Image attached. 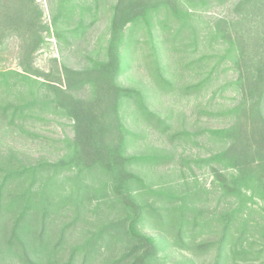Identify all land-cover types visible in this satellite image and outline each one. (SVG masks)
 Returning <instances> with one entry per match:
<instances>
[{
  "label": "trees",
  "instance_id": "16d2710c",
  "mask_svg": "<svg viewBox=\"0 0 264 264\" xmlns=\"http://www.w3.org/2000/svg\"><path fill=\"white\" fill-rule=\"evenodd\" d=\"M226 1L114 0L104 10L105 0H48L47 24L36 0H0V50L10 39L17 40L21 67V72L0 71V123L21 128L45 113L69 121L72 129V136L61 140L63 154L56 161L0 170V221L12 214L8 237L0 229L6 246H20L25 260L26 246H32L34 256L51 263L63 252L67 229L54 240L47 231L52 215L73 206L79 217L83 206L94 202L93 212L105 208L115 219L98 225L62 264H90L105 252L103 264H159L156 238L140 227L145 215L162 226L173 223L179 239L192 222L184 218V205L173 213L146 202L147 197L173 202L165 189L150 187L136 171L164 157L128 153L136 135L122 113L133 106L142 118L157 125L164 122L147 107L146 94L122 85L119 77L130 54L145 45L155 78L168 85L160 48L176 51L200 41V82L189 89L201 92L230 74L217 92L229 89L233 97L221 113L228 124L203 131L219 148L200 158V168L211 178L208 186L200 184V201L216 199L224 208L200 210V235L215 239L200 241L197 249L215 250L211 264L264 256V0H237L227 14L208 17ZM102 11L109 17L106 34L82 68L61 65L51 80L33 67L34 55L47 38L78 40ZM81 90L87 91L86 98L76 95ZM65 184L69 193L58 195ZM11 185L21 191L10 195ZM4 194L10 199L4 200ZM196 225L193 222V229ZM45 235H50L52 246H40ZM117 242L123 250L116 251Z\"/></svg>",
  "mask_w": 264,
  "mask_h": 264
},
{
  "label": "rangeland",
  "instance_id": "374dc122",
  "mask_svg": "<svg viewBox=\"0 0 264 264\" xmlns=\"http://www.w3.org/2000/svg\"><path fill=\"white\" fill-rule=\"evenodd\" d=\"M113 1L105 0L103 9L106 10ZM236 1L227 0L223 6L214 8L208 17L215 18L227 14ZM36 2L42 9L44 23L49 24L51 11L48 0H36ZM103 13L104 11L99 15L96 24L78 40L58 39L53 36L47 38L43 47L34 55L33 67L51 80L57 78V67L59 69L61 65L71 69L82 68L87 62L86 58L106 34L109 17ZM197 25L200 27V21ZM18 52L17 40L10 39L0 50V71L21 72ZM158 56L168 85L162 86L155 78L150 50L145 45L130 54L127 68L119 77L122 85L144 92L147 96V107L164 122V125H157L142 118L133 106L125 110L122 113L123 122L136 135L127 150L128 153L135 155L164 157L162 161L139 167L136 171L150 187L165 189L173 196V202L165 204L153 197H147L145 200L153 208L161 210L160 207H164L173 213L180 205H184V218L192 224L184 229L180 239L177 227L171 226L173 223L162 226L157 218L155 220L147 214L140 227L144 233L156 238L159 264H211L215 250L202 253L197 249L200 241L215 239L212 234L200 235V210L211 213L214 210L216 212L217 209L220 212L224 205L221 203L217 206L216 199L200 201V184L208 186L211 180L206 170L200 168V158L219 148L203 134V131L228 124V119L221 113L232 104L233 93L229 89L219 93L217 89L230 74L220 76L217 82L200 92V88L189 89L190 86L200 82V41L196 46L188 43L183 49L176 51L169 47H161ZM76 95L86 98L87 91L81 90ZM66 136H72L70 122L45 113L34 117L21 128L11 129L0 123V170L19 168L20 165H35L41 161H56L63 154L61 140ZM35 188L36 186L32 189ZM8 189L10 195L21 191L15 185H11ZM69 191V186L65 184L58 195H67ZM8 196L4 194V200L10 199ZM93 203L84 205L79 217L76 216L77 212L73 206L52 215L53 219L49 221L47 231L52 232L54 240L62 228L67 227V229L61 246L63 252L51 260V263H47L44 258L39 260L34 256L35 254L29 250L32 246H26L28 260H25L21 247L6 246V238L0 231V264L64 263L74 246L81 245L86 237L96 231L98 225L116 217L105 208L93 212ZM11 218L12 214H7L0 221V229L7 232V237L12 225ZM193 222L197 224L194 229ZM33 233H37V230ZM45 236L48 237L47 243L43 239V245L39 242L40 246H52L50 235ZM117 245L114 246L116 251L123 250L122 244L117 242ZM261 247L255 246V248ZM105 257L106 252L96 257L90 264H103ZM226 264H264V256L246 262L233 261L229 258Z\"/></svg>",
  "mask_w": 264,
  "mask_h": 264
}]
</instances>
